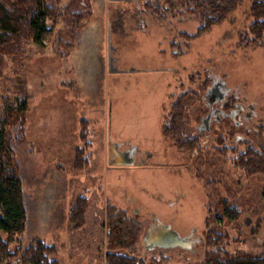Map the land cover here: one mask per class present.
<instances>
[{"label": "rangeland", "instance_id": "obj_1", "mask_svg": "<svg viewBox=\"0 0 264 264\" xmlns=\"http://www.w3.org/2000/svg\"><path fill=\"white\" fill-rule=\"evenodd\" d=\"M70 1L46 0L55 10L47 19L50 31L43 46L27 41L22 52L0 54V132L10 145L27 208L22 236L10 241L0 230L9 251L0 261L22 264L21 252L41 241L54 247L50 258L57 264L85 263L72 253L83 238L73 233L68 216L76 181L90 175L89 224L99 225V209L105 213L107 205L142 224L134 254L119 244L108 250L145 264H204L208 234L215 231L224 237L222 254L264 255V173L242 174L218 156L212 149L218 131L193 155L177 150L162 133L173 102L182 96L186 130L200 134L197 126L211 96L205 91L213 79L240 98L249 92L264 99V45L240 44L241 35H249L255 0H240L226 21L187 42L179 33L193 34L199 15L160 19L144 0H82L84 18L69 25L62 13ZM72 26L76 30L70 36ZM22 101L24 120L18 108ZM258 112L264 118V108ZM248 137L254 146L264 145V136ZM109 143L122 144L121 150L137 146L139 158L148 161L134 157L132 162L145 164L111 166ZM77 149L87 163L75 167ZM221 200L239 208V217L220 219ZM156 220L188 238L190 249H147L150 239L146 243L145 238ZM105 231L95 236L100 242Z\"/></svg>", "mask_w": 264, "mask_h": 264}, {"label": "trees", "instance_id": "obj_2", "mask_svg": "<svg viewBox=\"0 0 264 264\" xmlns=\"http://www.w3.org/2000/svg\"><path fill=\"white\" fill-rule=\"evenodd\" d=\"M240 0H144L146 8L151 10L160 19L168 15L183 13L196 14L200 17L199 25L193 34L179 33L185 42L192 41L208 33L213 27L219 26L236 11ZM55 8L46 0H0V54H15L23 51V45L27 41L43 46L50 28L47 19L54 16ZM86 11L82 0H71L63 8L62 15L69 25L79 24ZM251 22L248 26L249 34L243 40L260 43L264 37V0H255L250 8ZM75 26L69 31L74 34ZM182 96H179L169 112L168 123L162 126L165 137L174 141L176 149L190 155L202 150V142L197 135L188 134L187 108ZM22 114V120L27 110L25 101L18 107ZM75 167L86 159L79 157L80 149L76 150ZM83 154V153H82ZM81 154V155H82ZM12 152L6 136L0 132V230L8 235L10 241L16 235L22 236L26 227V193L22 182L11 165ZM83 156V155H82ZM80 159V160H79ZM236 165L246 175L264 173V147H249L246 153L237 158ZM92 175L76 181L70 199V214L68 221L73 233H80L83 238L81 247L73 249L72 253L79 255L78 262L83 264H145L142 259H137L126 253L108 250L117 244L125 247L134 254L136 244L141 233L142 224L138 220L129 217L126 210L117 209L113 205H107L99 209L102 217L99 225L89 224V210L92 206L88 197V188L92 186ZM85 188L87 190H85ZM96 206V205H95ZM219 217L235 220L241 214V210L231 206L228 201H219ZM97 209L99 208L96 206ZM104 214V216H103ZM219 219V220H220ZM105 231V238L101 242L95 236L97 232ZM209 231V248L204 257V264H264V255L242 254L227 256L223 253L219 242L224 237L215 231ZM104 233V232H103ZM100 243V245H99ZM99 247H96V245ZM54 247L35 242L27 246L21 252L22 264H57L56 259H51ZM9 255L7 242L0 238V258Z\"/></svg>", "mask_w": 264, "mask_h": 264}, {"label": "flooded vegetation", "instance_id": "obj_3", "mask_svg": "<svg viewBox=\"0 0 264 264\" xmlns=\"http://www.w3.org/2000/svg\"><path fill=\"white\" fill-rule=\"evenodd\" d=\"M244 36L246 35H241L242 42H240V44L245 47L252 45L261 47L264 45V37L263 41L260 43H254L251 40H249V42L244 41ZM207 79L210 81L209 74L207 75ZM242 83V81H239L233 84L237 86V84ZM207 94H211V96H209L208 101L205 99L206 103L204 108L206 109V112L200 116V122L197 126V130L200 133L197 136L200 137L202 147L205 148L206 145L204 144V141L210 133L214 132L217 134L219 132L214 140L215 145L212 149L218 156L222 155L223 158L232 165L233 169L239 170L240 173L244 174L236 165L237 158L246 153L249 147H264V145L254 146L252 142L253 139L248 137L250 134L264 136V118H262L263 116L259 118L260 113L258 112L259 107L264 108V99H261L260 95L250 94L249 92L240 98L238 94L234 93V91L230 90L227 86L225 88V86H223L218 80L216 81V79H213V84L211 83L208 86L205 91V96ZM248 100L250 101L248 105H246ZM246 110L253 112V115L249 117L245 112ZM214 125L215 127H213ZM226 127L231 130H224ZM223 133L227 134V136L223 135ZM121 145L122 144H119V146ZM124 147H126L124 150L119 149V152H121L120 154L126 152L132 159H134V157L144 159L139 158L142 157V152L139 147L137 148V146L132 145L129 146L128 144L124 145ZM144 160H146V158ZM140 161L137 163L135 161L136 164L134 165H144L148 160H146L145 163Z\"/></svg>", "mask_w": 264, "mask_h": 264}, {"label": "water", "instance_id": "obj_4", "mask_svg": "<svg viewBox=\"0 0 264 264\" xmlns=\"http://www.w3.org/2000/svg\"><path fill=\"white\" fill-rule=\"evenodd\" d=\"M120 146L116 143H109L108 145V159L109 164L113 166H118L121 164L131 165L136 164L132 162L126 152H119ZM119 154V155H118ZM119 156V157H118ZM128 157V158H127ZM150 239V244L147 245V249L154 246L162 247H176L180 246L186 249H190L191 242L188 238L181 236L171 225H164L158 220L154 221L151 225V230L147 232V237L145 238L146 243Z\"/></svg>", "mask_w": 264, "mask_h": 264}, {"label": "built area", "instance_id": "obj_5", "mask_svg": "<svg viewBox=\"0 0 264 264\" xmlns=\"http://www.w3.org/2000/svg\"><path fill=\"white\" fill-rule=\"evenodd\" d=\"M0 264H3V263L0 261Z\"/></svg>", "mask_w": 264, "mask_h": 264}, {"label": "crops", "instance_id": "obj_6", "mask_svg": "<svg viewBox=\"0 0 264 264\" xmlns=\"http://www.w3.org/2000/svg\"><path fill=\"white\" fill-rule=\"evenodd\" d=\"M179 233V232H178ZM182 236V235H181Z\"/></svg>", "mask_w": 264, "mask_h": 264}, {"label": "bare ground", "instance_id": "obj_7", "mask_svg": "<svg viewBox=\"0 0 264 264\" xmlns=\"http://www.w3.org/2000/svg\"><path fill=\"white\" fill-rule=\"evenodd\" d=\"M2 262V261H1Z\"/></svg>", "mask_w": 264, "mask_h": 264}]
</instances>
